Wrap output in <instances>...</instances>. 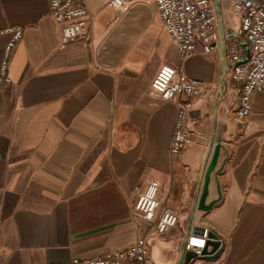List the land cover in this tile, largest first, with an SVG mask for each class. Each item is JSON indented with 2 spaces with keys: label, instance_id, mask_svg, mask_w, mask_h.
Returning a JSON list of instances; mask_svg holds the SVG:
<instances>
[{
  "label": "crops",
  "instance_id": "obj_1",
  "mask_svg": "<svg viewBox=\"0 0 264 264\" xmlns=\"http://www.w3.org/2000/svg\"><path fill=\"white\" fill-rule=\"evenodd\" d=\"M83 2L87 45L62 48L48 0H0V264L96 259L144 236L149 264H178L188 238L204 231L223 251L190 264H264V92L239 121L231 85L220 99L221 54L199 47L182 60L156 0H129L120 12L109 0ZM229 7L221 0L225 29L236 30ZM16 29L22 37L8 52L5 31ZM164 66L205 85L193 100L197 136L180 156L170 153L176 102L151 90ZM215 133L214 206L193 214ZM152 182L179 217L160 236L134 211Z\"/></svg>",
  "mask_w": 264,
  "mask_h": 264
},
{
  "label": "built area",
  "instance_id": "obj_2",
  "mask_svg": "<svg viewBox=\"0 0 264 264\" xmlns=\"http://www.w3.org/2000/svg\"><path fill=\"white\" fill-rule=\"evenodd\" d=\"M50 14L61 30V45L84 42L87 45L88 10L83 0H48ZM129 0H109V6L120 12ZM158 14L167 33L175 41L182 60L191 57L199 47L211 56L224 51L227 88L231 85L237 101L235 117L247 119L251 113V98L255 92H264V0H229V11L240 17L236 30L225 29L221 44L220 23L214 0H156ZM13 39L8 52L22 37V29L7 30ZM4 32H0L3 34ZM4 63L2 77L7 71ZM9 82V79H3ZM229 84V85H228ZM229 88V89H230ZM151 90L164 101H175L177 117L170 144L173 156L182 155L197 136L191 130L193 100L205 91V85L187 77L170 66L162 67L152 82ZM160 185L152 182L138 195L134 211L145 221L154 235H164L178 227L177 213L161 206ZM208 231L192 234L185 252L201 256L209 241ZM222 243V241L219 239ZM150 244L147 236L129 248L106 254L96 259H74L70 264H149ZM45 264V263H41Z\"/></svg>",
  "mask_w": 264,
  "mask_h": 264
},
{
  "label": "water",
  "instance_id": "obj_3",
  "mask_svg": "<svg viewBox=\"0 0 264 264\" xmlns=\"http://www.w3.org/2000/svg\"><path fill=\"white\" fill-rule=\"evenodd\" d=\"M214 2H215L216 9H217L218 17H219V23H220V40H221V44H223L225 41V37H224L225 25H224V19H223V12L221 8V0H214ZM220 54H221V60H222L221 97H220L221 99L224 96L225 94L224 90L227 87V81H226L227 65H226L224 51H220ZM215 141H216V145L213 151L211 149L207 157V160L205 162L203 171H202L201 182H203V192L200 198L197 199L193 207V214L196 210L208 212L214 206V204L212 203L207 205L206 201L209 196V187L211 183V177H212V174L216 172L215 170H216L218 160L220 157V153H221V149H222L220 138L218 134L216 133H215ZM218 174L219 172L217 171L215 173V176L217 177ZM205 232L206 231H204L203 233ZM208 238H209V241L207 243V247L202 252L201 256H198L196 253L185 252V250H183L178 264H190L192 261L198 258H205V259H212V260L218 259L223 251L222 243L219 241V237L215 235L213 232L208 233ZM210 248L211 250H209Z\"/></svg>",
  "mask_w": 264,
  "mask_h": 264
},
{
  "label": "rangeland",
  "instance_id": "obj_4",
  "mask_svg": "<svg viewBox=\"0 0 264 264\" xmlns=\"http://www.w3.org/2000/svg\"><path fill=\"white\" fill-rule=\"evenodd\" d=\"M227 18V20H229L228 23L233 24L234 26L239 25L241 22L240 17L235 16L234 14H228Z\"/></svg>",
  "mask_w": 264,
  "mask_h": 264
}]
</instances>
